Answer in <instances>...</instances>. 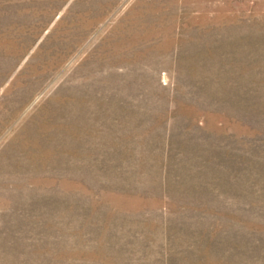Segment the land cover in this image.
Listing matches in <instances>:
<instances>
[{
  "label": "rangeland",
  "instance_id": "1",
  "mask_svg": "<svg viewBox=\"0 0 264 264\" xmlns=\"http://www.w3.org/2000/svg\"><path fill=\"white\" fill-rule=\"evenodd\" d=\"M0 264H264V0H0Z\"/></svg>",
  "mask_w": 264,
  "mask_h": 264
}]
</instances>
